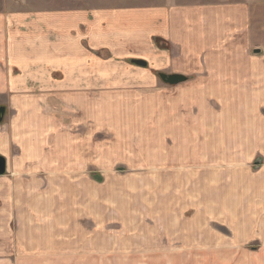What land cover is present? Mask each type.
<instances>
[{"label": "crops", "instance_id": "0c3cea01", "mask_svg": "<svg viewBox=\"0 0 264 264\" xmlns=\"http://www.w3.org/2000/svg\"><path fill=\"white\" fill-rule=\"evenodd\" d=\"M32 1L0 0V107L5 108L0 123V157L5 160L0 176V264H58L96 253L91 243L75 245L81 250L72 252H42L52 245L41 236L43 230L64 228L58 225V213L65 202L75 222L85 213L90 216L89 204L76 200L75 193L66 201L60 196L57 180L61 171H68L66 176L76 171L74 162L67 163L75 146L71 134L94 124L90 102L103 100L98 96L107 93L113 103L145 96L149 109L144 117L161 119L167 127L162 132L168 135L161 136L163 149L230 151L223 181L233 199L227 208L232 230L240 231L233 230V237L226 227L229 249L242 247L243 264L264 252V14L252 10L254 0H114L105 2V8L69 0L74 6L47 11L29 8ZM160 72L188 75L192 85L173 96L155 94V73ZM213 102H219L217 110L211 109ZM96 112L98 126L106 125ZM200 124H205L201 131L196 128ZM214 124L217 129L210 130ZM203 133L216 141L202 142ZM219 133H225L220 136L224 142ZM60 141L66 142L69 153L58 152ZM84 161L78 165L90 163ZM162 164L173 170V178L175 172L186 174L184 161L170 163L164 157ZM212 174L219 181L218 174ZM165 202L157 207L163 214L169 212ZM27 246L35 249L28 254ZM157 251L136 252L142 254L138 261L166 262L186 253L182 248ZM263 259L260 254L258 260Z\"/></svg>", "mask_w": 264, "mask_h": 264}, {"label": "rangeland", "instance_id": "374dc122", "mask_svg": "<svg viewBox=\"0 0 264 264\" xmlns=\"http://www.w3.org/2000/svg\"><path fill=\"white\" fill-rule=\"evenodd\" d=\"M77 1L85 2V6L89 2L91 8H103L105 2L109 5L114 0ZM32 3L33 5H28L29 8H39L41 11L53 10L57 7L67 9L74 6V2L69 0H60L58 3L53 0L52 5H48L47 0H33ZM252 3H254L252 10L256 14L258 11L264 14V0H254ZM112 5L120 6L116 3ZM159 80L153 91L155 94L165 91L168 92L167 95L173 96L177 93V89L183 88L185 92V89L192 85L188 79L175 87L165 85ZM107 94L98 96L103 99L101 101L90 102L89 117L95 125L88 123L87 128L83 127L82 130L71 134L75 138V146L74 149H69L71 154L67 163L72 165L71 162H74L72 167L76 171L73 176H66L68 171L67 173L61 171L58 174L59 181L57 180L60 196H63L66 201L69 193H75L76 200L89 204L88 211L91 217L85 213L75 222L69 212L68 204L65 202L64 205H59L58 225L64 228L52 233L42 231L41 237H46L52 245L44 247L42 252H72L81 250L76 246L88 247L87 244L91 243V246L96 245L98 248L96 253L83 255L82 260L56 263L243 264L241 262L242 247L229 249L227 238L228 226L231 227L233 237H235L234 231L237 233L240 231L238 228L232 230L233 222L229 218L227 208H231L233 199L230 197V192H227L226 182L223 181L227 171L225 166L229 162L227 153L230 151L225 148L217 150L194 148L178 151L163 149L164 140L161 136L168 135V132H162L167 131V127H162L161 119L156 118L154 122L150 120L151 118L147 120L144 117L149 109L145 96H141V101L113 103L109 99L112 96ZM157 104L160 103L155 102L154 106ZM174 104L177 108L180 105L176 102ZM197 104L199 102L195 103L194 108ZM211 105L212 110L219 108V102H213ZM180 108L183 106L180 105ZM186 109L187 106L181 110ZM96 111H99L102 118L106 120V125L98 126L99 123L96 119L94 120V117L99 116ZM194 120L195 118L189 119L190 122ZM196 121L201 120L197 118ZM204 127L205 124H200L196 128L201 131ZM209 129H217V124ZM192 130H195L194 126ZM155 135L159 136L160 141ZM209 135L208 137L203 133L202 142L216 141V139H210L212 135ZM220 136H225V133L218 134L219 141L224 142L225 139ZM42 137L46 142V134ZM66 145V142L60 141L61 148L58 149L60 154L69 153ZM48 146L53 148L51 144ZM50 151L47 149L46 152ZM164 157L170 158V163L176 159L184 161L186 174L183 170L180 174L175 172L176 176L173 178V170L169 166H162ZM83 159H85L84 163H88V160L90 163L85 166L78 165L83 163ZM63 161V159L60 160V163L62 164ZM122 165L125 168L124 174L118 170ZM203 165H206L208 169H200ZM66 167L62 168L65 170ZM195 170L197 174L188 173V171L195 173ZM212 171L218 174L219 181L214 179ZM60 177L66 180H60ZM69 177L72 178L69 179ZM192 178L198 180H192ZM72 180L74 182H70ZM164 192L166 194L163 198ZM162 202L168 205L170 213L163 214L157 208L162 206ZM161 220H163L162 224ZM99 227H103L105 231L98 232ZM242 235H239L240 239ZM55 238H58L57 243L54 242ZM171 248L186 249V253L184 256H172L171 260L166 262L145 261V259L138 261V257L142 254L136 252L152 254L151 252H158L157 250ZM34 249L33 246H27L26 251L29 254ZM263 253L260 252L259 256L248 259L247 264H264V259L258 260L260 254L264 258Z\"/></svg>", "mask_w": 264, "mask_h": 264}, {"label": "water", "instance_id": "95a60500", "mask_svg": "<svg viewBox=\"0 0 264 264\" xmlns=\"http://www.w3.org/2000/svg\"><path fill=\"white\" fill-rule=\"evenodd\" d=\"M130 63L137 65L139 67L145 68L147 63L142 60H131ZM158 78L162 83L168 86H176L186 82L188 79L186 76L179 75V74H165V73H157ZM5 115V108L0 107V123L2 122ZM5 160L0 157V176L4 175L5 173ZM220 229V228H219Z\"/></svg>", "mask_w": 264, "mask_h": 264}, {"label": "trees", "instance_id": "16d2710c", "mask_svg": "<svg viewBox=\"0 0 264 264\" xmlns=\"http://www.w3.org/2000/svg\"><path fill=\"white\" fill-rule=\"evenodd\" d=\"M155 75H157V73H155ZM191 79V77H188V80Z\"/></svg>", "mask_w": 264, "mask_h": 264}]
</instances>
